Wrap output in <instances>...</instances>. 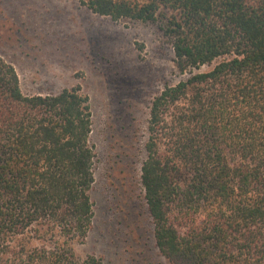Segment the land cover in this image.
<instances>
[{
  "label": "trees",
  "instance_id": "obj_1",
  "mask_svg": "<svg viewBox=\"0 0 264 264\" xmlns=\"http://www.w3.org/2000/svg\"><path fill=\"white\" fill-rule=\"evenodd\" d=\"M81 2L156 26L182 73L217 62L152 102L141 184L161 256L264 264V0ZM91 133L80 87L26 95L0 57V264H79L73 246L94 218Z\"/></svg>",
  "mask_w": 264,
  "mask_h": 264
},
{
  "label": "rangeland",
  "instance_id": "obj_2",
  "mask_svg": "<svg viewBox=\"0 0 264 264\" xmlns=\"http://www.w3.org/2000/svg\"><path fill=\"white\" fill-rule=\"evenodd\" d=\"M0 57L26 95L80 87L89 98L94 218L73 246L77 262L170 264L156 246L141 184L149 114L166 87L217 62L182 73L156 26L112 21L81 0H0Z\"/></svg>",
  "mask_w": 264,
  "mask_h": 264
}]
</instances>
